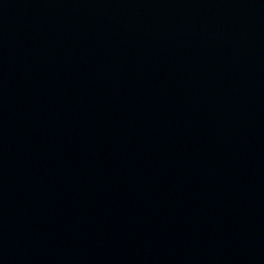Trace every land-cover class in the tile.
Returning <instances> with one entry per match:
<instances>
[{"label":"water","instance_id":"95a60500","mask_svg":"<svg viewBox=\"0 0 264 264\" xmlns=\"http://www.w3.org/2000/svg\"><path fill=\"white\" fill-rule=\"evenodd\" d=\"M0 264H264V0H0Z\"/></svg>","mask_w":264,"mask_h":264}]
</instances>
